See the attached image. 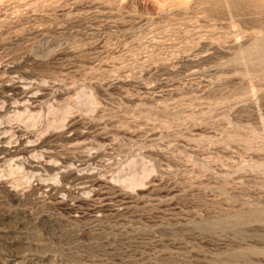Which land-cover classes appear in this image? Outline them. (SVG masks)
<instances>
[{"label": "rangeland", "instance_id": "1", "mask_svg": "<svg viewBox=\"0 0 264 264\" xmlns=\"http://www.w3.org/2000/svg\"><path fill=\"white\" fill-rule=\"evenodd\" d=\"M0 264H264V0H0Z\"/></svg>", "mask_w": 264, "mask_h": 264}, {"label": "bare ground", "instance_id": "2", "mask_svg": "<svg viewBox=\"0 0 264 264\" xmlns=\"http://www.w3.org/2000/svg\"><path fill=\"white\" fill-rule=\"evenodd\" d=\"M79 49V48H78ZM186 63V62H185ZM26 97V96H25ZM64 97V96H63ZM25 155V154H24Z\"/></svg>", "mask_w": 264, "mask_h": 264}]
</instances>
